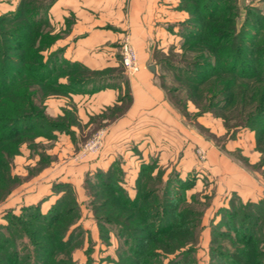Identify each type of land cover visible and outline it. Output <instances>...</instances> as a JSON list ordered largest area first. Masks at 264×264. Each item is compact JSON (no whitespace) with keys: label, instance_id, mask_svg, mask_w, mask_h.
Listing matches in <instances>:
<instances>
[{"label":"trees","instance_id":"1","mask_svg":"<svg viewBox=\"0 0 264 264\" xmlns=\"http://www.w3.org/2000/svg\"><path fill=\"white\" fill-rule=\"evenodd\" d=\"M54 1L24 0L13 17L10 15L0 17L3 27L12 22H18L19 25L17 30L7 27L0 34L2 44L0 46V166L2 153L7 152L6 148L13 146L16 138L25 132L38 130L42 126L40 115L28 114L30 112L28 107L24 112L19 110L23 104L27 106V100L32 103L30 95L35 94L29 91L24 101L23 99L18 101L17 90L23 84H29L28 86L35 84V92L45 86L58 84L63 87L68 86L67 91L70 93L86 91L91 84L92 78L84 77L82 73L90 70L81 63L61 57L63 49L51 51L45 59L42 52L35 51L34 43L38 37L43 38L42 44L48 42L43 28L51 26L49 10ZM195 1L180 0L178 6L190 14L181 24L184 42L181 45V55L177 54L180 59L165 58L174 64L172 68L176 71V78L186 85L184 88L181 87V90L187 89L189 92L188 99L183 101L184 106L180 108L186 111L189 101L192 100L200 109L201 106L196 102L199 98L209 96L217 99L228 93L225 97L228 100L224 101L223 106L227 111L219 113V116L224 119L227 127L248 125V128L253 129L258 148L264 153V38H258L264 32H255L254 35L259 34L257 39H254L253 43H249L248 40L246 42L245 32L250 33L249 28L245 27L248 19H243L238 3H230L229 0ZM253 7L256 6H250L251 9ZM231 11L234 15H230ZM238 15L241 16L240 21H237ZM259 26L261 27L260 24ZM15 35L22 37H18V40H15L18 43L15 42L13 47H10L7 40H13ZM52 38L53 36L46 46L53 44ZM6 48H9L8 50L14 48L11 51H18V55L8 56ZM170 52L176 53L173 49ZM33 63L37 65H32ZM62 77L67 79L66 83L60 81ZM107 80L108 77L100 79L91 89L113 85ZM211 87L216 88L215 92L203 96V93L209 92ZM219 102L210 103V107L214 108L213 106ZM210 107L200 109L199 112L212 109ZM120 109L122 107H116L117 112L121 111ZM233 114L238 117L235 124L230 123L232 118H236ZM15 152H18V147L14 149ZM7 155L9 156V152ZM156 165L155 162L141 164L135 181L134 196H131L123 185V169L118 163L106 170L99 169L93 174H87V183H91V188L93 186L94 190L97 189L95 193L102 198H100L101 203L97 205L98 210L93 211L99 229L108 225L119 235L122 247L119 252L120 261H117V264H154V257L160 254L158 250H163L164 247L152 246L151 249L149 242L165 237L176 239V236L185 239L186 243L179 244L177 249L175 248L176 252L167 249L168 257L171 253L176 255L168 258L166 264H192L194 260L188 262L193 252L195 253L196 247L192 244L187 247L185 245L196 242L194 228L198 224L192 223L188 218L187 212L190 210L179 209V205L186 201L185 188L190 183H185L184 179L174 173L175 171L170 172L166 178L164 172L160 170L155 173ZM6 177L7 181L11 180V176ZM4 180L5 177L0 172L2 192ZM158 180L161 182L158 189V191L161 189V194L156 193L157 201L150 202L149 198H153L157 189H149V184ZM66 186L63 184V187ZM60 193L47 213L30 206L24 207L22 215L18 217L20 220L28 218L25 219L27 225L41 228L37 230L38 234H43L40 242H38L39 238H33L34 232L31 237L22 227H18L20 224L15 222L12 223V227L5 226L8 229L7 236L0 231L2 236L0 264H64L61 262L63 258H59V262L55 259L61 252L67 253L72 261L75 245L84 241V229H81L80 224H76L79 212L76 206L69 205L71 200L68 201L67 197L70 193L66 189ZM103 207H106L105 214L104 211H100ZM222 213L225 221L218 226L219 228L215 226L212 230L210 264H264V199L258 202L232 201V208H222ZM69 218L71 221H68ZM64 221L67 223L64 224ZM80 230L82 233H79ZM15 232L19 235L17 236ZM101 236L104 237L105 234L102 233ZM17 237H22L23 241L31 238L36 251L31 252L29 257L21 259L22 251L17 244ZM227 239L235 243L243 242L244 251L248 250L247 253L239 252L238 250H242V248L238 249L240 247H236L234 251L226 249L224 244ZM214 243L218 246L216 247ZM214 253L218 254L222 263L214 259ZM73 261L70 264H75Z\"/></svg>","mask_w":264,"mask_h":264},{"label":"rangeland","instance_id":"2","mask_svg":"<svg viewBox=\"0 0 264 264\" xmlns=\"http://www.w3.org/2000/svg\"><path fill=\"white\" fill-rule=\"evenodd\" d=\"M191 1L196 2L195 0ZM23 2L24 0H0V17L6 15L13 17V15L18 12L20 5ZM229 2L238 3L243 19H248L245 27L249 28L250 33L248 32L246 34L245 32L246 42L249 41V43H253L254 39H257L259 35L256 36L254 33L264 32V0H229ZM251 5L256 7L251 9ZM185 11L188 14V19L190 14L187 10ZM232 13L234 12L231 11L230 15H234ZM240 19L241 16L239 17L238 15L237 21H240ZM7 27L11 30H17L19 25L18 22H12V24L3 27L0 23V34L3 30H6L5 28ZM181 30L182 27L179 28L178 34L180 40L175 44V47H177L176 50L174 48L154 50L153 55L156 63L154 68L155 70L157 69V81L165 91L167 98L174 104L175 108H177V111L184 118L186 123L192 126L187 127V129H195V131L200 134L199 143L192 144L190 148V152L195 156L197 163L189 168L190 171L188 173L186 172L184 177H182L181 173L176 169V166L171 167L172 169L170 172L172 173L175 171L174 173H177L181 179H184L185 183H190L185 188L187 191L186 201H183L179 205V209L182 208L181 210L183 211L190 210L187 212L189 213L188 218L191 219L190 221L192 223H195L196 225L198 224L197 227L194 228V239L196 242H189L185 245L187 247L192 244L196 247L195 253L193 252L192 258L189 259L188 262L194 259L192 260V264H210L212 230H214L215 226L216 228H219L218 226H221L225 221L223 219L222 208H232V201L239 202L242 200L243 202H258L261 200L244 201L239 195V192L230 190V188L232 184H240L241 180L243 181L244 176H249L253 181H258V183H264V153L258 148L256 133L253 129L248 128V125L227 127L224 119L219 116V113L221 114V112L227 111L223 106L225 104L224 101L226 102L228 100L225 98L228 93H224L222 98L216 99L208 96L196 100L197 104L201 106L200 109L207 108L208 106L210 107V103L212 102L220 101L219 104L213 106L214 108L210 107L212 109L208 111L199 112L200 109L192 100L189 101L188 109L186 111H183L182 108H180V106H184L183 101L188 99L187 93L189 92L186 88L184 91L181 90V87L184 88L186 85L176 78V71L172 68V65L174 64H171L170 61L168 62L165 58H169V60L180 59V56H177V54L181 55V45L184 42ZM43 32L47 35V43H49L51 36H53L52 39H54L53 44L49 46H46L47 43L42 44V37H38L37 41L34 43L35 51L42 52L44 54L43 59H45L51 51L55 50L54 47H56V45L54 44L57 43L60 37L64 36L65 30H56L51 23V26L43 28ZM261 35L262 36L258 38H264V34ZM18 37L22 36L15 35L13 40H7V44L10 45V47H13L12 45L13 43L15 44V40H18ZM248 44H246L247 48L250 49ZM1 45L2 44L0 43V46ZM6 49V54L8 56L12 57L13 55H18V51H11V49L14 48H10V50H8L9 48ZM171 49L176 53L171 54ZM119 52L121 62V44ZM61 57L66 58L63 52ZM32 65L37 64L33 63ZM89 70L90 71L82 72L84 77L92 78L90 81L91 84L88 86H92L94 83L99 82L100 79L114 74V70L108 68L93 71L91 69ZM124 70L125 69L121 64V66L117 68L115 74ZM60 81L66 83L67 79L62 77L60 78ZM28 85L29 84H23L20 89L17 90V100L21 101V99H23L24 101L26 99L25 97L29 95V91L34 92L36 95L31 94L30 98L32 97V103L27 100V106L23 104L19 110L24 112L25 109L29 108L30 112L28 114L40 115L39 117L41 118L42 126L39 127L38 130L25 132L22 136L16 138V142H13V146L6 148L7 152L5 151L4 154L2 153L0 172L4 175L5 180L3 181V192L0 189V231L7 236L8 229L5 226L9 225L12 227V223L15 222L16 224H20L18 227H22V229L31 237V234L34 232L35 234H33V238H39L38 242H40V238H43V234H38L37 230H41V228L38 226L27 225L25 219L28 218H22L24 220H20L18 217L22 215L21 213L24 207L30 206H35L42 213H47L61 195L60 192L66 189L67 192L70 193L68 194L69 197H67L68 201L71 200V204L69 205L76 206V210L79 212L76 224H80V226H82L81 229H84V241L82 240L75 245L74 252L72 253V261L74 260L73 262L75 264H117V261H120L119 252L122 247L120 246L121 242L117 231L110 229L108 225L107 227L99 229L97 221L94 222L96 224L95 228L98 229L100 237L99 241L96 240V243L95 240L89 238V229L85 228L82 224V221L87 220L86 225H91L89 223V218L91 217L95 219L93 211L98 210L97 205L101 203V197L97 196V193H95V190L97 189L94 190L93 186L91 188V183H87L86 181L87 174H93L101 168H90L82 175L83 177H81L79 173L90 164L91 167H93L95 163H98V161L102 159H104L103 161L111 159V164H109L108 168L111 165L118 163L123 169L124 187L129 193H134L136 192V180H133V177L137 168L136 161L139 163V169L144 162H155L157 164L155 173H157V170H160L164 172L165 177L170 173L167 174L166 167L160 163V151L162 150L157 149L159 144L154 146L151 148L153 153L150 152L149 158L140 162L138 160L143 159V155L141 152L139 153L137 151L136 147L133 149L134 145L136 146L135 141H138L139 144L138 137L140 138L141 135H143L141 139L144 140L145 136L150 134L143 132L140 135L137 131V127L134 128L135 130L132 129L133 127H127V129H125L126 127H123V129H121L122 127H109L110 125L107 123L121 116L129 102L122 103V109H120L121 111L119 112L113 108V114L111 110H107L98 116L91 115L88 118L79 113L78 103H76L71 97L73 93L67 91L68 86L64 85L65 88L62 85L53 84L43 88L41 87L42 89L35 92V84ZM218 88L220 89V86H218ZM215 89V87L209 88V92L205 91L203 96L211 95V93L215 92ZM233 116L236 118H232L230 123L235 124L238 121V117L236 114H233ZM169 129L167 130V127H161L160 130H156V138L159 140L167 137L163 134L167 133ZM159 133L160 136H158ZM151 138H154V136ZM159 143L162 144V139ZM200 143H203L205 146L202 144L200 145ZM207 145L216 149L220 156L231 160L233 163L232 165L235 166V174L228 172V168L227 171L221 168V170L217 169L215 172H210L211 170L208 168L209 165L206 160L209 150ZM17 147L18 152L14 153V149ZM130 150H132V152H130ZM8 152L9 156L7 155ZM180 159L181 158H179V160ZM185 167L188 166L186 165ZM216 171H218V173ZM236 171L241 172L236 173ZM6 176H11V180L7 181ZM58 176L62 178L68 176L70 179H56ZM221 178L224 180L220 181ZM92 181H94V179ZM63 184L67 186L63 187ZM160 185V180L154 183L150 182L149 189H157L153 198H149L150 202L157 201V197L155 196L156 193L161 194V189L158 191ZM194 187L198 189L195 190ZM237 189L240 191L239 186ZM47 190H51L55 195V198L50 200L47 196L44 197V195V198L42 197L39 200L34 199V203L27 201L21 202V204L16 207H9V205H12L11 201L23 193L33 194L36 191H39V194H41L45 193ZM223 197H226L225 200L228 197V201H224L223 199L224 202L221 204ZM219 203L221 205H219ZM105 210L106 207L100 209V211H104L103 214H105ZM68 221H71V218H69ZM22 222L24 224H22ZM66 223L67 221H64V224ZM239 225H241L240 222ZM34 228L37 229L34 230ZM79 233H82L81 230ZM102 233L105 234L104 237L101 236ZM16 235L18 236L19 233H16ZM0 241H2V236H0ZM16 241L20 247V251H22L21 259L29 257L30 254H32L31 252L36 251V247H34V242L31 238H26V240L23 241L22 237H17ZM167 242L170 244H167ZM184 242L186 243L185 239H180L177 236L176 239L165 237L158 238V240H154V242L150 241L149 246L151 249L152 246H156L155 248L160 246L164 247L163 250H158V253L160 254L154 257V264H166L169 260L168 258L176 255L171 253L168 257L166 255L167 249L169 248V251L172 249L175 251V248L177 249L179 244H183ZM214 245H216V247L218 246L216 243H214ZM224 247L229 251H234L236 247H240L238 249L242 248V250H238L241 253H247L248 251H244L243 242L235 243L228 239L226 240ZM225 248H223V250ZM226 249L225 251L228 252ZM213 257L218 263H222L218 254L216 255V253H214ZM59 258H63L61 262H64V264H70L72 262L68 258L67 253H59L55 259L59 262Z\"/></svg>","mask_w":264,"mask_h":264},{"label":"crops","instance_id":"3","mask_svg":"<svg viewBox=\"0 0 264 264\" xmlns=\"http://www.w3.org/2000/svg\"><path fill=\"white\" fill-rule=\"evenodd\" d=\"M179 1L55 0L50 7L49 18L54 29L65 30L64 36L58 39L54 48L63 49V54L68 60L81 63L91 70L104 68L114 70V74L107 76V82L113 85L96 90L88 86L86 91L72 94L71 97L78 103L79 113L88 118L91 115L98 116L107 110H111L113 114V108L122 107V103L129 102L121 116L107 123L109 127H122L121 129L137 127L140 135L143 132L149 133L150 135L145 136L144 140L141 139L143 135L138 137L139 144L135 141L136 146L134 145L133 149L136 147L137 151L143 155V159L138 161L148 159L150 152L153 153L151 148L159 144L157 149L162 150L160 163L166 167V173L170 172L171 167L176 166L184 177L186 172L190 171L189 168L197 163L190 148L192 144L199 143L200 134L195 129H187L192 126L186 123L159 85L153 55L154 50L177 49L175 44L180 40L179 28L188 17L187 12L178 7ZM126 37L131 40L139 54L140 69L133 74L126 70L115 74L122 64L119 50L121 42ZM161 127L171 129L163 134L167 137L161 138L162 144L159 143L161 139L156 138V130H160ZM153 136L154 138H151ZM207 148L209 150L206 160L210 172L221 170V168L226 171L228 168V172L232 174L235 172V166L232 165L231 160L220 156L213 147L207 145ZM103 160L95 163L93 167L91 164L88 165L79 175L83 177L82 175L90 168L107 169L111 159ZM185 164L188 167H185ZM136 166L133 180H136L139 171L137 161ZM239 172L241 171H236V173ZM56 179L70 178L58 176ZM222 180L224 179L221 178L220 181ZM261 183L253 181L249 176H244L243 181L241 180L240 184H232L230 190L239 192L244 201H255L264 198V183L262 185ZM238 186L240 191L237 189ZM135 193L130 194L134 196ZM43 196H47L50 200L55 198L51 190L41 194L39 191L33 194L23 193L13 199L9 207H16L21 202L27 201L34 203ZM225 198H222L221 204L228 201V197L226 200ZM89 219L91 225H86L87 220L82 221V224L89 229V238L99 241V231L94 223L96 220L91 217Z\"/></svg>","mask_w":264,"mask_h":264},{"label":"built area","instance_id":"4","mask_svg":"<svg viewBox=\"0 0 264 264\" xmlns=\"http://www.w3.org/2000/svg\"><path fill=\"white\" fill-rule=\"evenodd\" d=\"M121 59L126 72L133 74L140 69L139 54L128 37L121 43Z\"/></svg>","mask_w":264,"mask_h":264}]
</instances>
